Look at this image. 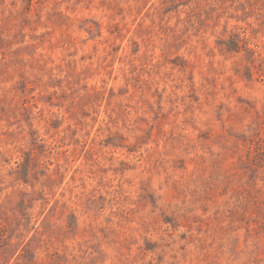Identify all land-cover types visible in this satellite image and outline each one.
Listing matches in <instances>:
<instances>
[{
  "label": "rangeland",
  "instance_id": "obj_1",
  "mask_svg": "<svg viewBox=\"0 0 264 264\" xmlns=\"http://www.w3.org/2000/svg\"><path fill=\"white\" fill-rule=\"evenodd\" d=\"M0 264H264V0H0Z\"/></svg>",
  "mask_w": 264,
  "mask_h": 264
}]
</instances>
